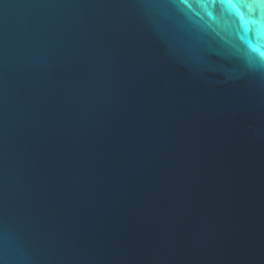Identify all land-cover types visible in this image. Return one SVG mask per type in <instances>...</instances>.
Returning a JSON list of instances; mask_svg holds the SVG:
<instances>
[{
	"label": "water",
	"instance_id": "1",
	"mask_svg": "<svg viewBox=\"0 0 264 264\" xmlns=\"http://www.w3.org/2000/svg\"><path fill=\"white\" fill-rule=\"evenodd\" d=\"M0 264H264V0H0Z\"/></svg>",
	"mask_w": 264,
	"mask_h": 264
}]
</instances>
